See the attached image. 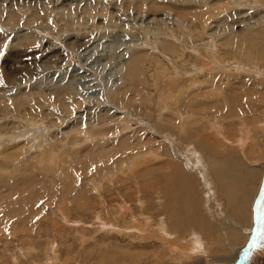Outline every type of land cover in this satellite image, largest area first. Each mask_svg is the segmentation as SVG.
Here are the masks:
<instances>
[{
  "label": "rangeland",
  "instance_id": "rangeland-1",
  "mask_svg": "<svg viewBox=\"0 0 264 264\" xmlns=\"http://www.w3.org/2000/svg\"><path fill=\"white\" fill-rule=\"evenodd\" d=\"M263 126L264 0H0V264L233 261ZM232 151L249 195L217 188Z\"/></svg>",
  "mask_w": 264,
  "mask_h": 264
},
{
  "label": "bare ground",
  "instance_id": "bare-ground-1",
  "mask_svg": "<svg viewBox=\"0 0 264 264\" xmlns=\"http://www.w3.org/2000/svg\"><path fill=\"white\" fill-rule=\"evenodd\" d=\"M213 13V12H212ZM196 14L198 15V14H200V12L199 13H197L196 12ZM195 15V14H194ZM215 14L213 13V14H211L209 11H207L206 12V14H205V16L203 15L202 16V14H200V16L202 17V19L200 20V22H201V25H202V27L204 28V27H206L207 26V24H208V22H209V18L211 17V16H214ZM195 19V18H194ZM249 41H251V40H249ZM244 55L247 57V56H250L251 54H252V52H249V51H247V49L245 48L244 49ZM256 53L257 52H255V54L254 55H256ZM259 53V52H258ZM260 58H261V56H260ZM262 59V58H261ZM211 62V61H210ZM212 81H213V79H212ZM215 87V86H214ZM166 96V95H165ZM29 120V119H28ZM264 127V126H263ZM214 128H216V126L215 127H213L212 129H214ZM217 130V129H216ZM215 131V130H214ZM219 131V130H218ZM220 132V131H219ZM245 132V131H244ZM217 134H219V133H217ZM246 135L247 134H249V136H250V144L251 145H253V144H255L256 143V145H259L258 143H257V139L258 138H255V137H253L254 135V133H252L250 130L249 131H247V133H245ZM244 134V135H245ZM242 140H244V139H242ZM245 141V140H244ZM246 141H247V139H246ZM236 142H237V146H239V139L238 140H236ZM243 142V141H242ZM247 142H249V141H247ZM240 143H241V141H240ZM244 143V142H243ZM243 143H241L242 145H244ZM247 144V143H246ZM248 145L249 147L251 146V145ZM241 145V146H242ZM243 147V146H242ZM252 147V146H251ZM194 151V150H193ZM235 153V152H234ZM232 156H234V157H236L234 154H233V151H232V153H231V155L229 154V153H227V154H224L223 156H221V161H218L219 159L218 158H215V159H213L214 161V163H215V165L217 164V163H219V164H222V165H224V166H226L227 168H225V170H223V169H221V168H218V167H216V169L214 170V172H215V178H216V181H217V188L219 189V192L221 193V195L222 196H226V197H228V196H230V195H232V197H234V195H240V194H242V195H245V190H247V189H244V186H245V182H246V180H247V178H246V176H244L243 174H241L240 172H239V170H240V168H241V165H240V162H239V160H238V158L237 159H234ZM212 158V157H211ZM249 164H251V162L249 163ZM230 166H232L231 168H230ZM253 172L254 171H252V172H250L252 175H253ZM249 173V174H250ZM255 173V172H254ZM261 173H262V171H261ZM256 174H257V172H256ZM263 174H264V172H263ZM263 174L259 177V180L261 181V179L263 178L264 179V177H262L263 176ZM175 175V174H174ZM179 177V176H178ZM251 178H253V177H251ZM262 179V180H263ZM254 180V179H253ZM256 180V179H255ZM254 180V181H255ZM182 181V180H181ZM178 182V181H177ZM250 182V181H249ZM207 183V182H206ZM252 183H253V181H252ZM256 183V182H255ZM178 184H179V182H178ZM261 184L263 185L262 186V194H261V196H260V198H259V200L257 201V204H256V210L258 211V206H259V203L263 200V195H264V181H263V183H262V181H261V183H259L258 185H257V189H256V191H255V194H254V197H253V199L251 200V202H250V216H249V218H250V224H251V226H250V228L248 229V236H249V234H250V231H251V229H253V233H252V244H251V246H250V248L248 249V251L246 252V255H245V257H244V260H243V264H245L244 263V261H246V258L247 257H250L249 255H250V250L252 249V247H253V244H254V236H255V233H256V227H257V225H258V222H257V224H253V221H252V218H253V202H254V200H255V196L258 194V192H259V189H260V186H261ZM250 185V184H249ZM179 187H180V185H178ZM249 187V186H248ZM251 187V186H250ZM169 188V187H168ZM245 188H246V186H245ZM180 189V188H179ZM250 189V188H249ZM252 189H253V187H252ZM159 192V191H158ZM171 192V191H170ZM247 193H248V195H249V190H247ZM170 195V194H169ZM177 195V194H176ZM247 195V194H246ZM167 197V196H166ZM170 197V196H169ZM185 196H184V193H183V195H182V193L181 194H179L178 196H177V201H178V199H180V198H184ZM187 198V197H186ZM181 200V199H180ZM227 200H229V199H227ZM182 201V200H181ZM176 204V203H175ZM179 206V205H178ZM239 206V205H238ZM127 207V206H126ZM125 208V207H124ZM180 209V208H179ZM264 209V208H263ZM236 213L235 214H233V213H231V214H233L234 215V217L236 218V220H240V217H241V215L238 213V211H235ZM262 215V214H261ZM261 215H260V217H261ZM223 216V215H222ZM264 216V215H263ZM262 216V217H263ZM233 217V218H234ZM172 219V218H171ZM245 219V218H244ZM264 219V218H263ZM247 220V219H246ZM241 221V220H240ZM259 222H261L260 221V218H259V220H258ZM239 222V221H238ZM264 223V222H263ZM221 224V223H220ZM242 224H243V222H242ZM260 224V223H259ZM241 225V224H240ZM246 227V226H245ZM205 230H206V228L205 227H203ZM235 228V227H234ZM236 230H237V226H236V228H235ZM235 229H233L234 231H235ZM194 230V229H193ZM231 231V232H229L228 234H227V236L229 235V236H231V237H229L228 236V238H233L234 240H237V234L238 233H241V232H239L238 230L236 231V232H234V231ZM181 231V230H180ZM219 231V230H218ZM221 232V231H220ZM238 232V233H237ZM252 232V231H251ZM259 232V231H258ZM257 232V233H258ZM193 235H195V234H198L197 232L195 233V232H193L192 233ZM222 234H223V232H222ZM224 235V234H223ZM240 235V234H239ZM243 235V234H242ZM182 236V235H181ZM210 236V235H209ZM241 236V235H240ZM248 236H247V239H248ZM256 236H257V234H256ZM255 236V237H256ZM260 236V235H259ZM198 237V236H197ZM200 237V236H199ZM212 237H213V235H212ZM212 237H209V238H212ZM222 237H224V236H222L221 234H219V232H218V236L215 238V241H218L217 242V246L220 244V245H222L223 244V242H224V240L226 239V238H222ZM208 239V238H207ZM246 239V240H247ZM256 239V238H255ZM209 240V239H208ZM205 240H203V239H201V241H199V240H197V239H193V247H197V249L196 250H198V251H200V253L198 252V253H195L198 257L200 256L199 254H203V256H201V257H199V258H203V257H205V258H207V257H209L208 255H207V253H208V247H207V243L206 242H204ZM211 241V240H210ZM209 241V242H210ZM212 242V241H211ZM264 242V241H263ZM173 243V242H172ZM209 244V243H208ZM228 244V243H227ZM181 245V244H180ZM219 245V246H220ZM231 245V244H230ZM232 245H233V243H232ZM232 245H231V248H230V251H232L233 250V247H232ZM235 245V244H234ZM257 245V244H256ZM178 246V245H177ZM175 244H174V246H173V249H175V250H177L179 253H181V250H182V245L179 247L180 249H178V247H177ZM190 246V245H189ZM212 245H210V247H211ZM214 246V245H213ZM191 247V246H190ZM264 247V246H263ZM187 248H189L188 246H187ZM199 248V249H198ZM219 248V247H218ZM214 249V248H213ZM229 249V248H228ZM243 249V248H242ZM256 249V248H255ZM220 250L221 251H225V248H223V247H221L220 248ZM189 251H190V248H189ZM210 251V250H209ZM220 251V252H221ZM253 251V250H252ZM183 252V251H182ZM187 251H185V253H186ZM197 252V251H196ZM240 253H241V251L239 252V254L237 255V257L233 260V261H231V262H228V263H226V264H237V261H238V258H239V255H240ZM190 254H192V251H191V253ZM194 254V253H193ZM219 256H222V255H217L216 257H219ZM227 258V257H226ZM56 259V258H55ZM177 259V258H176ZM188 259V258H187ZM212 259H214V258H212ZM249 259V258H248ZM187 261V260H186ZM229 261V260H228ZM221 262V261H220Z\"/></svg>",
  "mask_w": 264,
  "mask_h": 264
},
{
  "label": "water",
  "instance_id": "water-1",
  "mask_svg": "<svg viewBox=\"0 0 264 264\" xmlns=\"http://www.w3.org/2000/svg\"><path fill=\"white\" fill-rule=\"evenodd\" d=\"M264 179L262 180V183H263ZM262 184L260 186V189H259V192L258 194L255 196V200L253 202V218H252V221H253V224H257L258 222V219L260 217V214H261V210L258 212L256 210V204H257V201L259 200L261 194H262ZM252 231V232H251ZM250 231V234L248 236V239L243 247V249L241 250V253L239 255V258H238V261H237V264H243V260H244V257L246 255V252L248 251V249L250 248L251 244H252V233H253V229H251Z\"/></svg>",
  "mask_w": 264,
  "mask_h": 264
}]
</instances>
